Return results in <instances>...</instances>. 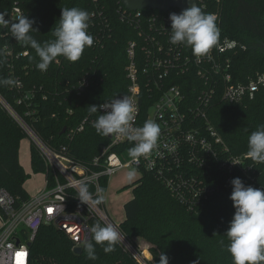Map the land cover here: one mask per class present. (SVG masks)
<instances>
[{
  "label": "trees",
  "instance_id": "1",
  "mask_svg": "<svg viewBox=\"0 0 264 264\" xmlns=\"http://www.w3.org/2000/svg\"><path fill=\"white\" fill-rule=\"evenodd\" d=\"M215 1L208 0L212 8ZM16 3L26 17L34 19L33 28L38 31L33 30L31 34L42 44L54 39L62 8L77 7L88 11L90 16L94 13L96 23L100 22V13L107 20L97 43L93 38V46L86 47L78 61L59 57L60 62H53L46 71L37 69L39 57L34 49L23 46L6 28H0V80L13 81L11 85H0V94L53 148L65 146L66 155L88 165L101 146L109 142L108 137L96 133L93 121L101 113L89 115V105L99 106L127 89L126 45L133 35L131 27L119 20L117 10L122 3L120 0H0V12L7 13L6 19L13 20L10 13ZM220 4L221 37L247 45L246 49L227 53L235 80L244 81L264 69V51L260 48L264 44V0H221ZM172 11L176 13L177 9ZM9 49L14 51L13 57L8 55ZM26 50L27 55H17ZM87 72L93 75L92 82L78 93L76 83ZM209 118L233 154L248 153L249 135L264 125V87L253 98L236 103L227 102L219 93ZM85 119L84 128L78 130ZM70 129L72 138L66 136ZM25 136L22 125L0 104V186L15 197L18 206L32 197L25 187L30 174L19 157L20 143ZM31 159L34 172L52 176L33 144ZM235 177H240L246 186L253 184L254 188L264 189V163H255L249 158L230 177L220 175L219 190L202 208L192 211L153 174L143 171L130 185L133 195L124 204L122 231L138 250L142 249L138 238L149 244L158 262L149 261V264H159L162 254L167 256L168 264H233L225 247L229 242L225 232L235 212L229 198L230 182ZM108 184V178L101 179L104 192ZM48 187H53V182ZM97 222L92 218L91 227ZM73 246L64 231L44 223L30 246V264H139L119 244L110 253L97 245L95 261L88 259L83 250L76 254Z\"/></svg>",
  "mask_w": 264,
  "mask_h": 264
},
{
  "label": "built area",
  "instance_id": "2",
  "mask_svg": "<svg viewBox=\"0 0 264 264\" xmlns=\"http://www.w3.org/2000/svg\"><path fill=\"white\" fill-rule=\"evenodd\" d=\"M197 3L206 13L216 16L220 32L217 46L199 59L190 47L170 43L172 8L131 10L122 3L117 10L119 20L131 27L133 36L126 45L127 89L114 97L125 95L133 101L137 109L134 126H143L149 120L159 125L158 147L148 159L141 157L133 161L128 155L133 143L113 135L90 164L79 163L64 153L65 146L55 149L42 139L0 94V104L22 125L44 160L46 170L52 173L46 176L45 188L19 206L15 197L0 186V264H18V253H23V264H30L29 243L34 242L44 223L64 231L75 249L91 238L92 218L102 225L116 226L121 237L119 245L133 254L139 264H147L145 252L127 239L121 222L115 221L107 210L106 200L100 205L81 203L77 196L79 184L86 183L95 194L96 188H102V178L110 181L122 169L147 171L189 210L197 211L219 190L220 175L230 177L237 166L242 167L249 159L248 153L236 156L231 152L210 120L209 111L219 93L230 103L253 98L264 87V69L247 80L236 81L227 53L246 49L247 45L221 37V0L214 2V8L208 0H197ZM18 14L24 15V10L16 3L11 9V18L14 20ZM94 16V13L90 16L87 31L97 43L107 20L100 13V22L96 23ZM27 54L26 50L17 55ZM8 55L13 57L14 51L9 49ZM92 79L90 72L83 75L76 83L78 93L88 88ZM86 121L78 130L84 128ZM72 132L70 129L66 136L72 138ZM51 182L53 187L49 188ZM49 209L53 211L50 213Z\"/></svg>",
  "mask_w": 264,
  "mask_h": 264
},
{
  "label": "clouds",
  "instance_id": "3",
  "mask_svg": "<svg viewBox=\"0 0 264 264\" xmlns=\"http://www.w3.org/2000/svg\"><path fill=\"white\" fill-rule=\"evenodd\" d=\"M6 12H0V28H6L16 41L23 46L35 50L39 57L36 67L46 71L59 57H64L70 62L79 60L86 47L94 44L92 35L88 34L90 14L88 11L77 8H62L59 25L53 32L54 39L43 44L31 34L35 23L23 14H18L13 20L6 19ZM172 45L190 47L198 59L207 56L217 46L220 32L216 23V16L206 13L197 2L184 9L180 14L171 13ZM2 55V52H0ZM10 79L0 80V85H11ZM89 115L99 114L93 121V127L101 137H124L133 147L128 155L133 161L141 157L148 159L158 147L160 127L154 121H145L143 126H134L136 106L127 96L114 97L97 106L89 105ZM248 157L255 163H264V125L251 132L248 137ZM238 163V162H233ZM135 177V169L127 172L129 181ZM232 192L230 199L233 201L235 212L229 221L226 236L228 244L226 250L231 254L233 264H264V189L246 186L240 177L231 180ZM78 198L81 203L100 205L105 202L103 188H96L95 194L89 190L86 183H80ZM53 210L49 209L51 213ZM91 238L85 239L81 245L87 258L95 261L96 246L103 248L105 253L115 250L120 243V233L111 223L102 225L95 223L91 229ZM224 242L221 241V244ZM23 254V253H22ZM23 255L18 256V264H23ZM159 264H168V258L162 254Z\"/></svg>",
  "mask_w": 264,
  "mask_h": 264
},
{
  "label": "rangeland",
  "instance_id": "4",
  "mask_svg": "<svg viewBox=\"0 0 264 264\" xmlns=\"http://www.w3.org/2000/svg\"><path fill=\"white\" fill-rule=\"evenodd\" d=\"M30 145L31 139L28 136H25L20 143L22 152H24L25 148H29ZM129 170H131V168L122 169L117 174L112 176L105 192L107 210L112 218L117 222H121L124 219V202L127 201V199H130L133 195V189L130 185L137 181L140 177V173L135 170L134 179L129 181L127 178V172ZM34 181L35 183H40V175L37 179H34ZM137 243L147 256V264H149V261L157 262L153 253L150 251L149 244L146 241L138 238Z\"/></svg>",
  "mask_w": 264,
  "mask_h": 264
},
{
  "label": "water",
  "instance_id": "5",
  "mask_svg": "<svg viewBox=\"0 0 264 264\" xmlns=\"http://www.w3.org/2000/svg\"><path fill=\"white\" fill-rule=\"evenodd\" d=\"M128 9L138 10V9H158L160 11H168L171 8L177 9V14H180L184 9L192 6L193 3L197 2V0H120ZM198 4V3H197ZM262 51H264V44L260 47ZM64 128L63 131H65ZM111 136H109L110 138ZM31 246L32 243H29ZM82 247L78 246L74 249L76 254H80L82 252Z\"/></svg>",
  "mask_w": 264,
  "mask_h": 264
},
{
  "label": "crops",
  "instance_id": "6",
  "mask_svg": "<svg viewBox=\"0 0 264 264\" xmlns=\"http://www.w3.org/2000/svg\"><path fill=\"white\" fill-rule=\"evenodd\" d=\"M31 145H32V143H31ZM31 145L29 148H25L24 152H22V150L20 148L19 157H20V162L23 165L25 171L28 174H30V178L25 182V187L31 196H35L36 194H38L41 190H43L45 188V186H46V174L44 172H37L36 173L33 171L32 159H31ZM39 175L41 177V182L35 183L34 179H37L39 177ZM130 199H131V197H130ZM128 200L129 199H127V201ZM125 202H124V204H125ZM124 219H125V217H124Z\"/></svg>",
  "mask_w": 264,
  "mask_h": 264
},
{
  "label": "snow or ice",
  "instance_id": "7",
  "mask_svg": "<svg viewBox=\"0 0 264 264\" xmlns=\"http://www.w3.org/2000/svg\"><path fill=\"white\" fill-rule=\"evenodd\" d=\"M17 255L20 256V255H23V254L22 253H18Z\"/></svg>",
  "mask_w": 264,
  "mask_h": 264
}]
</instances>
